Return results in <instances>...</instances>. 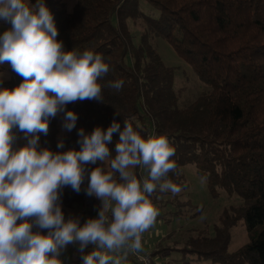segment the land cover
<instances>
[{"label": "trees", "instance_id": "16d2710c", "mask_svg": "<svg viewBox=\"0 0 264 264\" xmlns=\"http://www.w3.org/2000/svg\"><path fill=\"white\" fill-rule=\"evenodd\" d=\"M44 3L65 49L100 54L110 71L100 81L103 103L68 104L78 115L76 128L65 131L63 113L57 115L49 121L47 135H39L38 149L78 150L80 128L86 133L97 126L106 130L113 119L121 129L125 121L134 129L139 125L137 130L144 135L151 134L155 123L159 135L167 136L175 148L177 170L168 177L173 183L187 187L180 170L190 163L213 195L224 190L242 199L222 212L214 235L200 231L182 244L160 246L182 258L194 254L208 264H264V0H75L71 7L64 0ZM133 26L140 28L138 42ZM160 35L207 85L186 105L179 103L174 66L166 65L154 47L153 39ZM128 54L134 55L135 64L126 62ZM115 80L124 82L119 91L107 87ZM12 82L14 77L0 79V87ZM13 133L14 150L27 143L24 133L18 129ZM118 139L114 133L108 145L113 154ZM60 141L63 148L57 147ZM97 165L108 167L97 161L86 168ZM87 183L86 175L79 194L64 188L61 200L76 202L79 210L95 217L99 208L88 200L101 201L85 195ZM151 200L164 214L171 209L168 204L178 201V194L157 190ZM62 210L65 219L76 217L67 206ZM173 211L172 216H178L181 208ZM85 220L82 217L80 223ZM242 220L251 239L230 251L232 227ZM93 247L89 244L73 264H83L82 256Z\"/></svg>", "mask_w": 264, "mask_h": 264}, {"label": "clouds", "instance_id": "9594fccd", "mask_svg": "<svg viewBox=\"0 0 264 264\" xmlns=\"http://www.w3.org/2000/svg\"><path fill=\"white\" fill-rule=\"evenodd\" d=\"M0 20L11 25L0 35V65L8 63L22 77L14 88L0 87V264H62L60 251L74 243L81 252L94 245L83 264H125L129 254L143 251V234L159 215L150 196L181 192L168 178L177 170L175 148L165 135H144L127 121L121 129L113 119L106 130L80 128L78 150L38 149L39 135H47L57 115L63 113L65 131L76 128L78 115L68 104L103 103L100 81L110 67L93 51L65 49L44 0H0ZM123 83L107 87L119 91ZM13 129L27 138L15 150ZM97 161L107 169L86 168ZM86 175L84 193L101 205L81 224L79 217L65 219L61 197L64 188L79 194Z\"/></svg>", "mask_w": 264, "mask_h": 264}, {"label": "rangeland", "instance_id": "374dc122", "mask_svg": "<svg viewBox=\"0 0 264 264\" xmlns=\"http://www.w3.org/2000/svg\"><path fill=\"white\" fill-rule=\"evenodd\" d=\"M64 1L70 7L75 2V0ZM10 27L11 25L9 23L0 20V33H3ZM134 30L136 35L135 41L138 42L140 39V28L135 27ZM153 44L163 62L166 65H171L175 68L174 84L179 96L180 105L188 104L195 99L202 90L207 88V85L200 80L190 63L175 50L166 37L161 35L155 36ZM134 59L133 54H128L125 58L128 64H135ZM9 77H14V82L1 85V87L14 88L22 81V77L17 75L10 65H0V79L8 80ZM180 171L188 185L185 188L181 187V192L178 193V201L174 202L175 204H168V208H171L170 210H166L164 214H161L159 211L154 226L147 231V233L152 236L149 242L153 244V247L157 240L155 237L157 233H160L159 235H161L160 243H166L173 246L182 244L186 238L192 237L200 231H203L208 236L214 235L215 224L219 222V217L222 212L231 205L238 204L242 201V199L236 194L229 195L224 190H220L221 192L217 196L213 195L209 189L207 180L198 174L197 168L194 164L189 163L182 165ZM88 202L93 205L95 203L98 208L101 205V202H95L93 199L88 200ZM61 203L63 206H67L69 211L74 216L79 217L80 220L82 217H84V219L86 218V220L90 216L93 217L89 212L87 213L79 210L77 207L78 205L75 204L76 202L70 201L69 204H66V202L61 200ZM97 207H91L89 209L94 211ZM180 208V214H178V216H172L174 214L173 210H179ZM158 219H160V221H158ZM163 225H167L165 231ZM250 239V233L242 220L232 227V237L228 249L230 251L235 250ZM87 247H89V245ZM168 249V251H170V248ZM81 253L78 244L74 243L68 245L60 251L62 264H73L74 260H76ZM178 256L179 254L176 251L172 252V257L174 259ZM195 257L196 255L189 253L187 254V258L189 259L186 260L189 264H208L210 262L209 260H198ZM171 258H169V260ZM163 261L164 264H174L173 260L168 262V260L164 259ZM125 264H134L131 254H129Z\"/></svg>", "mask_w": 264, "mask_h": 264}, {"label": "crops", "instance_id": "0c3cea01", "mask_svg": "<svg viewBox=\"0 0 264 264\" xmlns=\"http://www.w3.org/2000/svg\"><path fill=\"white\" fill-rule=\"evenodd\" d=\"M158 221H160V219H158ZM163 229L165 231L167 229V225H163ZM159 234L160 233H157L156 236H155L157 238V240H156L155 245L153 247V244H151L149 242V240L152 237L151 234H149L147 232L144 233L145 238H146V241H145V244L143 245V252H149V253H151L154 256V259L156 260L155 261L156 264H164L163 263L164 262L163 261L164 259L168 260V262H171L173 260V263L174 264H189V262L186 260L187 258H182L183 256L179 252H178L179 256L178 257H175V259H174L172 257V252L173 251L171 249H170V251H168L169 250L168 248L163 249V247L160 246V244L162 245L163 243H160L161 235H159ZM145 250H147V251H145ZM169 258H171V259L169 260Z\"/></svg>", "mask_w": 264, "mask_h": 264}, {"label": "built area", "instance_id": "2783aa9c", "mask_svg": "<svg viewBox=\"0 0 264 264\" xmlns=\"http://www.w3.org/2000/svg\"><path fill=\"white\" fill-rule=\"evenodd\" d=\"M151 134L159 135L155 123H154V129L151 132ZM145 241H146V238H145V235L143 234L142 245L145 243ZM131 256L134 260V264H156L155 263L156 260L154 259V256L149 252H143L142 251L138 255L137 254H131Z\"/></svg>", "mask_w": 264, "mask_h": 264}]
</instances>
